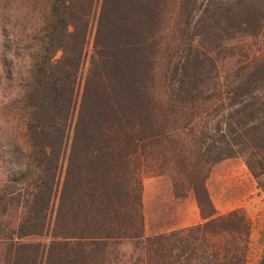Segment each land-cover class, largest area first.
I'll list each match as a JSON object with an SVG mask.
<instances>
[{
	"label": "trees",
	"instance_id": "obj_1",
	"mask_svg": "<svg viewBox=\"0 0 264 264\" xmlns=\"http://www.w3.org/2000/svg\"><path fill=\"white\" fill-rule=\"evenodd\" d=\"M46 1L0 44V264H248L252 222L219 213L207 180L242 158L264 192V70L202 38L247 33L263 0ZM171 168L202 222L146 236L143 177Z\"/></svg>",
	"mask_w": 264,
	"mask_h": 264
},
{
	"label": "rangeland",
	"instance_id": "obj_2",
	"mask_svg": "<svg viewBox=\"0 0 264 264\" xmlns=\"http://www.w3.org/2000/svg\"><path fill=\"white\" fill-rule=\"evenodd\" d=\"M206 1L200 0V11ZM49 7L46 0H0V44L4 40L3 31H8L10 25H15L13 32L20 39L32 33L33 27L40 26L43 22L42 17L47 14ZM199 16L200 14L196 20ZM217 32L221 34L205 36L202 40L206 48L212 49H218L220 42H229L218 52L219 57L226 56L227 52L231 55L225 61L222 60L223 66L236 68L250 62L247 71L264 70V19L259 24L255 23L247 33L241 30H230V33H226L220 29ZM94 35L95 32L86 47L81 71L82 82L86 79L94 54ZM8 37L11 39L12 33ZM61 57L62 52H59L55 59ZM25 67H28L27 62L22 70ZM161 163L159 160L157 164ZM172 172L171 168L161 176L146 173L143 177L146 236L168 233L202 222L193 193L185 197L184 187L176 190ZM207 188L219 213L226 214L236 209L246 212L253 225L248 264H260L264 255V192L258 188V183L245 161L242 158H232L215 165L207 180ZM125 251L129 253L131 249L126 248Z\"/></svg>",
	"mask_w": 264,
	"mask_h": 264
},
{
	"label": "clouds",
	"instance_id": "obj_3",
	"mask_svg": "<svg viewBox=\"0 0 264 264\" xmlns=\"http://www.w3.org/2000/svg\"><path fill=\"white\" fill-rule=\"evenodd\" d=\"M13 137L15 139L16 144L21 148L22 151L27 150V151L31 152V151L35 150L34 147H32V146H29L27 149L22 147L23 140H22L21 133L19 132L18 129H15V128L13 129Z\"/></svg>",
	"mask_w": 264,
	"mask_h": 264
},
{
	"label": "crops",
	"instance_id": "obj_4",
	"mask_svg": "<svg viewBox=\"0 0 264 264\" xmlns=\"http://www.w3.org/2000/svg\"><path fill=\"white\" fill-rule=\"evenodd\" d=\"M237 210V209H236ZM253 229V228H252Z\"/></svg>",
	"mask_w": 264,
	"mask_h": 264
}]
</instances>
